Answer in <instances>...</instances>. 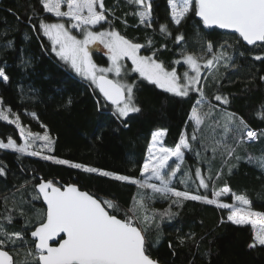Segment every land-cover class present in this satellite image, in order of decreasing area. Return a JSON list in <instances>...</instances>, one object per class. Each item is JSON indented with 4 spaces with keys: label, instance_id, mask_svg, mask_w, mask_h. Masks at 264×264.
<instances>
[{
    "label": "snow or ice",
    "instance_id": "snow-or-ice-1",
    "mask_svg": "<svg viewBox=\"0 0 264 264\" xmlns=\"http://www.w3.org/2000/svg\"><path fill=\"white\" fill-rule=\"evenodd\" d=\"M126 2L129 6H136L131 14L138 18L140 24L147 28L153 26L152 0ZM39 3L44 13L56 18L52 22L48 17L38 21V32L50 42L51 52L77 75L89 81L90 87L98 89L103 99L113 106L118 119L142 111L135 97L137 83L108 76L112 73L121 77L124 72L122 61L129 60L132 73H137L142 81L155 85L165 93L182 98L196 94L189 121L186 122H190L192 131L191 134L182 132L172 147L161 142L166 130L154 131L147 156L139 164V176L134 177L57 158L51 154L54 140L46 126L41 125L45 129L43 134L26 130L19 115L3 108L0 101V121L14 124L23 140L19 145L12 138H8L7 142L0 140V149L40 156L57 165H68L84 173H96L136 187L128 206L124 207L114 199L81 191L75 184L57 186L52 180L41 181L34 186L32 199L42 197L46 210L37 213L38 223L30 231L31 241L26 239L27 227L20 231L7 230L6 225L13 221L11 213L14 209H7V214L0 215V264H18L15 256L24 247H27V252L23 264H160L152 256L151 248L155 244H150L147 233L153 225L159 228L157 217L162 220L177 215L172 208L182 207L185 201H197L228 210V222L251 226L252 241L248 247L264 246V212L254 211L247 195L233 192L227 183L219 190L215 187L216 181L224 175V169L231 174L241 159L264 171V151L259 155L247 151L248 144L264 138V130L252 129L242 117L229 111V96L218 90L211 96L206 92V87L211 86L209 80L219 84L221 67L236 66L235 57L229 54L228 48L235 49L241 41L248 46L264 48V0H167L173 24L179 26L190 14H194L204 28L227 30L237 37L234 44L225 40L217 46L201 31H196L193 39L200 45L199 51L182 49L180 59L173 62L186 66L182 75L175 67H166L156 58L155 52L152 55L140 54L141 49L151 46V39L144 45L115 30L109 19L114 16V11L106 7L105 0H39ZM32 19L30 16V23ZM105 23L109 25L107 29L103 27ZM31 26L34 31L37 30L35 24ZM97 26L100 30H95ZM160 32L171 35L166 24L160 25ZM184 40L183 34L175 37L177 45ZM93 45H102L106 49L107 67H99L93 62ZM5 47L11 48L12 42L7 41ZM255 59L264 58L255 56ZM21 63L27 66L30 61L22 60ZM260 79L264 80V76ZM9 80L5 68L0 67V82L8 83ZM213 100L217 103H212ZM31 115L35 117L36 114ZM258 115L264 119V114ZM37 142L38 148L34 147ZM241 149L245 153L243 156ZM188 152L195 153L198 165H207L206 172L200 166L195 168L194 179L190 169H183ZM216 161H219V168L213 176ZM4 171L0 167V175ZM177 179L184 190L175 186ZM191 184H195V192L190 190ZM210 188L211 197L207 194ZM200 189L205 192L201 193ZM229 194L233 203L221 199ZM158 198L169 201V206L162 211L150 209V204ZM4 200L7 208V197ZM19 212L24 215L22 208ZM221 222L225 221L222 219ZM194 236L180 237V244L194 240ZM50 241H55L56 246ZM169 247L172 245L169 244Z\"/></svg>",
    "mask_w": 264,
    "mask_h": 264
},
{
    "label": "trees",
    "instance_id": "trees-1",
    "mask_svg": "<svg viewBox=\"0 0 264 264\" xmlns=\"http://www.w3.org/2000/svg\"><path fill=\"white\" fill-rule=\"evenodd\" d=\"M152 2L151 28L139 23L138 18L131 14L136 6H129L126 0H105V5L114 11V16L109 19L115 30L144 45L151 39V46L141 49L140 54L152 55L155 52L159 61L169 69L175 67L178 74L182 75L186 66L173 62L180 59L182 49L199 51L200 45L193 39L196 31H201L217 46L225 40L234 44L237 39L233 33L204 28L194 14L177 26L171 22L167 0ZM34 12L36 15H33ZM30 16L33 17L31 23ZM44 17H48L49 22L56 19L43 12L39 0H0V67L5 68L10 77L8 83L0 82V97L3 104L17 113L22 124L30 130L44 129L42 124L46 126L54 140L52 155L135 177L139 176V164L147 155L154 131L166 130L163 144L167 147L174 146L182 132L191 134L190 122H186L196 99L195 93L183 98L165 93L155 85L142 81L137 73H132L128 60L122 61L124 72L121 78L137 83L135 97L142 111L118 119L113 106L103 99L98 89L90 87L89 81L75 75L51 52L50 42L38 32V21ZM32 24L36 25V31ZM161 24L168 26L171 35L160 32ZM103 27L107 29L109 25L105 23ZM95 30H100V27ZM178 34L185 36L179 45L175 42ZM7 41L12 42L11 48L5 47ZM227 51L234 55L236 66L221 67L219 84L209 80L211 86L206 87V92L211 96L218 90L229 96V111L238 114L257 131L264 130V119L258 115L264 114V80L260 79L264 76V59H255V56L264 58V48L248 46L241 41L235 49L228 48ZM92 58L97 64L107 63V57L101 52L93 51ZM22 60L30 63L22 65ZM212 103L217 102L213 100ZM32 113L36 114L35 117ZM8 138L14 139L18 145L21 143L19 129L14 124L0 121V140L7 142ZM247 151L259 155L264 151V138L248 144ZM240 152L245 155L243 149ZM197 166L203 172L207 171V165H198L194 152L186 153L183 169H190L193 179ZM0 167L5 169L0 175V215L7 214V209H14L11 213L13 221L6 225L7 230L20 231L27 227L26 239L29 241L32 240L29 232L38 223L37 213L45 210L41 198L32 199L34 186L41 180L52 179L63 185L74 183L80 189L102 198L114 199L124 207L128 206L136 192L135 186L10 149H0ZM218 168L219 161H216L213 176ZM225 183L233 192L246 194L254 211L264 212V171L241 159L231 174L224 169V175L215 183L216 190ZM175 186L184 190L178 179ZM190 190L196 191L195 184H191ZM199 191L205 192L204 189ZM207 194L211 197V188ZM221 199L233 203L230 194ZM168 206L169 201L158 198L150 204V209L162 211ZM20 208L23 209V216L20 215ZM172 211L178 214L162 220L157 217L159 228L153 225L147 233L150 244H155L151 248L152 256L161 264H264V246L248 247L252 241L251 226L228 222V210L197 201H185L182 207L174 206ZM222 219L225 222L222 223ZM191 234H195L194 240L181 245L179 238ZM26 252L27 247L20 248V254L16 255L19 264L25 261Z\"/></svg>",
    "mask_w": 264,
    "mask_h": 264
},
{
    "label": "rangeland",
    "instance_id": "rangeland-1",
    "mask_svg": "<svg viewBox=\"0 0 264 264\" xmlns=\"http://www.w3.org/2000/svg\"><path fill=\"white\" fill-rule=\"evenodd\" d=\"M74 34H76V35H80L78 32H75ZM93 51H98V52H101V53H103L106 57H107V55H106V49H103V46L102 45H93L92 46V52ZM141 55H143V54H141ZM129 61V60H128ZM93 62L94 63H96L94 60H93ZM130 63H131V61H129ZM97 64V63H96ZM97 66H99V67H107L108 66V59H107V63L106 64H97ZM68 67L70 68V66L68 65ZM70 70L75 74V75H77L71 68H70ZM79 76V75H78ZM108 76L110 77V78H112V79H122L121 77H115L112 73H109L108 74ZM81 77V76H80ZM122 81H124L123 79H122ZM126 82V81H125ZM0 101H2V99H1V97H0ZM2 107L3 108H5V109H10L8 106H6V105H4L3 104V102H2ZM11 110V109H10ZM12 113H15V112H13V111H11ZM15 114H17V113H15ZM18 115V114H17ZM21 121V120H20ZM21 124H22V122H21ZM22 126H24L23 124H22ZM25 128H26V130H30L29 128H27L26 126H24ZM32 132H38V133H41V134H43V132H44V129H41V130H37V131H33V130H31ZM157 131V130H156ZM161 142L163 143V138H162V140H161ZM21 143H23V140L21 139ZM20 143V144H21ZM38 145H39V142H37V145H35L34 147H36V148H38ZM147 156V155H146ZM57 158H59V157H57ZM61 159H64V158H61ZM72 162V161H71ZM75 163V162H74Z\"/></svg>",
    "mask_w": 264,
    "mask_h": 264
},
{
    "label": "water",
    "instance_id": "water-1",
    "mask_svg": "<svg viewBox=\"0 0 264 264\" xmlns=\"http://www.w3.org/2000/svg\"><path fill=\"white\" fill-rule=\"evenodd\" d=\"M197 19H199L198 17H196ZM224 31H227V30H224ZM244 43V42H243ZM245 44V43H244ZM110 78V77H109ZM112 79V78H111ZM107 102V101H106ZM107 103H109L110 104V102H107ZM111 105V104H110ZM48 180H52V179H46V180H41V181H48ZM53 181V180H52ZM54 183H56L57 184V186H65V185H63V184H60V183H58L57 181H53ZM71 184H74V183H71ZM67 185V184H66ZM76 185V184H75ZM80 189V188H79ZM81 191H87V190H83V189H80ZM89 192V191H88ZM90 193V192H89ZM41 200L43 201V199H42V197H41ZM44 203V202H43ZM44 206H45V210H46V205L44 204ZM32 230H34V229H32ZM62 235V234H61ZM29 237L31 238V236H30V232H29ZM32 239V238H31ZM59 239V238H58ZM50 244H52L53 246H56V242L55 241H50ZM161 264V263H160Z\"/></svg>",
    "mask_w": 264,
    "mask_h": 264
},
{
    "label": "flooded vegetation",
    "instance_id": "flooded-vegetation-1",
    "mask_svg": "<svg viewBox=\"0 0 264 264\" xmlns=\"http://www.w3.org/2000/svg\"><path fill=\"white\" fill-rule=\"evenodd\" d=\"M9 250H10V249H9ZM15 259L17 260V262H18V264H19V263H20V262H19V259H18L16 256H15Z\"/></svg>",
    "mask_w": 264,
    "mask_h": 264
},
{
    "label": "built area",
    "instance_id": "built-area-1",
    "mask_svg": "<svg viewBox=\"0 0 264 264\" xmlns=\"http://www.w3.org/2000/svg\"><path fill=\"white\" fill-rule=\"evenodd\" d=\"M252 128V127H251ZM252 129H254V128H252ZM254 130H256V129H254Z\"/></svg>",
    "mask_w": 264,
    "mask_h": 264
}]
</instances>
